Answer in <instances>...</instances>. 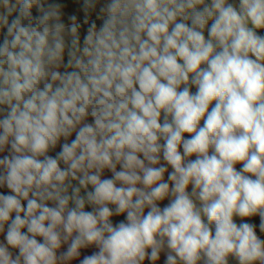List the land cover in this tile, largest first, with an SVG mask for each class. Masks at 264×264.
<instances>
[{
	"label": "clouds",
	"instance_id": "9594fccd",
	"mask_svg": "<svg viewBox=\"0 0 264 264\" xmlns=\"http://www.w3.org/2000/svg\"><path fill=\"white\" fill-rule=\"evenodd\" d=\"M65 7L0 0V264H264V0Z\"/></svg>",
	"mask_w": 264,
	"mask_h": 264
},
{
	"label": "crops",
	"instance_id": "0c3cea01",
	"mask_svg": "<svg viewBox=\"0 0 264 264\" xmlns=\"http://www.w3.org/2000/svg\"><path fill=\"white\" fill-rule=\"evenodd\" d=\"M79 1L80 0H64V1H58V2L65 4V6H66L65 11L66 12L76 11L78 15H82V13H79ZM260 34L264 35V31H262ZM192 158L194 159L195 157H192ZM236 167H237V170H239L242 167V165L238 164V165H236ZM169 171H171V168H169ZM110 176H111V173L106 171L105 177H110ZM165 179H167V174H165ZM0 191H6V190H0ZM189 191H191V187H189ZM167 203H168V200H165L161 203L160 206L163 207ZM86 210H91V209H86ZM234 220L237 224H239L241 222L239 217H234ZM244 222L254 224L255 225V231H256L258 237H260L262 240H264V232L260 231V217L259 216L255 217V218H251V219H246ZM3 239H4L3 235L0 234V241H3ZM93 251H96V249L94 247L81 250V259L83 258L84 255H90ZM163 255L164 254L162 253V259H163ZM73 264H79V262L74 261ZM146 264H147V262H146ZM161 264H162V261H161Z\"/></svg>",
	"mask_w": 264,
	"mask_h": 264
},
{
	"label": "built area",
	"instance_id": "2783aa9c",
	"mask_svg": "<svg viewBox=\"0 0 264 264\" xmlns=\"http://www.w3.org/2000/svg\"><path fill=\"white\" fill-rule=\"evenodd\" d=\"M122 219H124V217L120 216V217H115L113 220H114V223H115V222H118L119 220H122ZM230 264H235V261L234 260L231 261Z\"/></svg>",
	"mask_w": 264,
	"mask_h": 264
},
{
	"label": "trees",
	"instance_id": "16d2710c",
	"mask_svg": "<svg viewBox=\"0 0 264 264\" xmlns=\"http://www.w3.org/2000/svg\"><path fill=\"white\" fill-rule=\"evenodd\" d=\"M58 1H64V0H58ZM79 3H80V1H79ZM97 23L99 24V21H97ZM191 90L194 93L196 91V88L193 86ZM257 216H255V217H257ZM255 217H252V218H255ZM249 219H251V218H249Z\"/></svg>",
	"mask_w": 264,
	"mask_h": 264
},
{
	"label": "rangeland",
	"instance_id": "374dc122",
	"mask_svg": "<svg viewBox=\"0 0 264 264\" xmlns=\"http://www.w3.org/2000/svg\"><path fill=\"white\" fill-rule=\"evenodd\" d=\"M231 262V261H230Z\"/></svg>",
	"mask_w": 264,
	"mask_h": 264
}]
</instances>
